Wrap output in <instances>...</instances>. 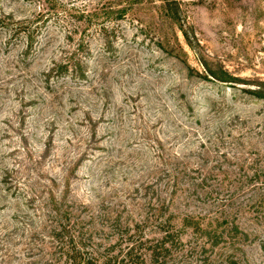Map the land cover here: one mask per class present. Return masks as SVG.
Wrapping results in <instances>:
<instances>
[{
	"label": "rangeland",
	"instance_id": "rangeland-1",
	"mask_svg": "<svg viewBox=\"0 0 264 264\" xmlns=\"http://www.w3.org/2000/svg\"><path fill=\"white\" fill-rule=\"evenodd\" d=\"M125 7L126 17L111 16ZM20 28L29 34L14 36ZM73 54L72 62L86 63L83 79L71 70L45 77ZM259 92L264 0H0V173L68 191L98 230L112 224V210L125 211L117 205L166 191L164 175L147 199L141 189L159 162L157 141L188 157L221 131L230 141L246 136L257 151ZM5 188L0 221L13 226L25 201L16 204L14 193L4 199ZM187 211L175 220L185 242L193 237L181 222ZM240 223L238 261L264 264V209Z\"/></svg>",
	"mask_w": 264,
	"mask_h": 264
},
{
	"label": "trees",
	"instance_id": "trees-1",
	"mask_svg": "<svg viewBox=\"0 0 264 264\" xmlns=\"http://www.w3.org/2000/svg\"><path fill=\"white\" fill-rule=\"evenodd\" d=\"M129 10H113L111 16L124 18ZM103 31L106 37L107 31ZM21 34L29 31H14V36ZM79 47L77 56L83 51V46ZM75 54L66 64L55 65L45 77L72 71L76 80L83 79L86 63L72 62ZM261 93L258 95L264 98ZM258 136L260 147L255 151L251 150L254 145L244 143L246 136L230 141L219 131L213 140H202L188 157L167 153L157 141L159 162L150 168L141 189L147 191V199L164 175L163 180L169 179L166 191H153L145 204L117 205L125 211L108 213L112 224L102 230L94 226L93 214L83 216V209L88 208L70 200L68 191L54 194L47 186L30 185L16 176V171L5 169L0 173V187H6L4 199L14 193L20 195L14 198L16 204L25 202L23 209L15 206L10 217L13 226L7 220L0 221V264H241L238 256L245 235L241 219L251 210L258 213L264 209V133ZM35 185L44 195L35 191ZM133 191L138 195L137 189ZM3 207L0 204V212ZM185 208L189 211L182 213L181 222L193 234L188 242L175 225L176 216Z\"/></svg>",
	"mask_w": 264,
	"mask_h": 264
}]
</instances>
